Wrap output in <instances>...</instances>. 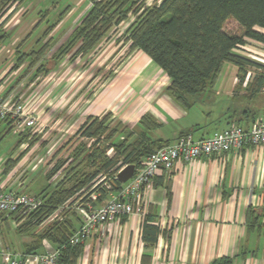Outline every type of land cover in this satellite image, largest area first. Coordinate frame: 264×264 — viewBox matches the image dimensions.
Instances as JSON below:
<instances>
[{
  "label": "crops",
  "instance_id": "0c3cea01",
  "mask_svg": "<svg viewBox=\"0 0 264 264\" xmlns=\"http://www.w3.org/2000/svg\"><path fill=\"white\" fill-rule=\"evenodd\" d=\"M65 60L73 63L77 59L72 61L67 57ZM120 66L118 71L106 75L103 86H94L90 91L84 83H79L80 79L73 84L63 83L52 91L54 94L45 105L36 107V114L51 116L56 122L63 121L60 128L38 124L19 128L14 126L12 118L11 125L0 121L8 126L6 133L16 130L20 135L28 131L41 136L8 173H5L6 162L20 156L28 142L14 149L16 156L0 163V191L16 190L42 196L44 191L54 189L63 179L65 174L59 175L66 173L68 163H64L49 180L47 173L59 159L65 158L62 155L67 149L64 142L75 137L89 116L111 113L109 125L120 124L126 128V132L118 135H140L144 130L141 119L150 115L160 126L148 134L154 140L168 144L181 133L192 132L196 138H201L238 124L235 108L240 107L235 102L236 82L233 80L236 73H222L215 88L204 92L190 108H183L167 93L169 76L143 50L129 51ZM6 79L0 82L3 95L12 85V80ZM32 88L34 85H18L9 94L30 99L35 90ZM257 105L261 106V116H264V99L261 98ZM169 124L172 125L170 129L164 128ZM40 169L48 184L37 193L26 191L27 185L34 180V173ZM160 176L157 181L162 184L155 185L147 194V202L154 206L155 221L171 228V237L169 241L164 236L159 237L151 264H211L225 256L233 257V264H264V145L248 143L238 151L213 153L189 163L179 159L171 176ZM168 181L172 189L170 205L164 185ZM100 196L99 192L96 205L108 200V196L102 199ZM249 208L261 215L258 223L248 221ZM143 219L137 214L128 216L110 236L98 229L85 242L84 253L77 264H141V256L146 251L142 239ZM65 220L63 225L68 233L75 231L81 223L74 210L58 221ZM54 222L44 220L30 232H20L21 222L16 216L8 213L0 216V264H6L9 252L27 253L36 244L37 236ZM57 245L54 240L44 237L41 247L35 250L44 252L46 246L54 248Z\"/></svg>",
  "mask_w": 264,
  "mask_h": 264
},
{
  "label": "trees",
  "instance_id": "16d2710c",
  "mask_svg": "<svg viewBox=\"0 0 264 264\" xmlns=\"http://www.w3.org/2000/svg\"><path fill=\"white\" fill-rule=\"evenodd\" d=\"M26 1L0 0V46L7 43L11 36V32L4 27L5 18ZM87 1L90 3L89 9L67 39L57 47L54 30L62 23L72 6L68 4L52 22L48 20L49 10L39 12L40 19L37 25L23 41L33 36L35 29L43 21L48 22L47 27L28 51L22 49L23 41L16 47L15 61L7 73L8 76L25 63L28 66L12 83L5 96L14 91L30 73L33 74L34 80L41 74H49L53 67L67 56L72 61L79 57H87L103 40L110 37L112 31L117 30L120 24L125 22L130 24L123 37V41L129 44V51L143 50L162 68L170 78L167 93L180 106L190 108L194 105L204 92L217 86L225 66L233 64L238 68L239 77L234 89L237 96L235 102L240 107L235 108V114L238 115L235 122L239 125L245 122L247 124L242 126L249 127L263 114L257 102L261 98L264 99V65L240 55L235 49L238 45L245 44L247 38L264 43V32L258 29L264 30V0H155L152 3L148 0ZM229 19L239 24L236 33L226 31L225 23ZM249 67H256L259 71L248 77ZM110 116L111 113L101 117L89 116L80 126L75 133V144L70 146L68 156L59 159L47 173L49 180L64 163H68L66 173L57 186L50 191H44L42 196L39 195L44 199L42 206L29 216L10 214L21 222L18 226L20 232H30L83 188H89L86 199L92 190L100 192L101 199L105 198L109 191L103 185L94 189L90 185L99 174H107L114 178L119 163L134 164L137 169L145 156L168 144L166 141L154 140L148 134L149 131L160 126V123L150 115L142 117L144 130L140 135L125 134L122 140L116 137L126 132V128L121 127L120 124L110 126ZM2 120L10 125L13 122L9 116L0 119ZM80 135L95 137L97 140L87 146V141L80 140ZM104 135L105 139L101 138ZM40 138V135L36 133L32 135L28 131L20 133L15 149L24 142H28V146L20 156L10 158L6 162L5 173L12 170L24 153ZM111 146L115 150L113 155L107 154ZM159 176L155 177L154 187L162 184V181H157ZM162 176L160 178H163ZM121 185L120 179H113L114 190L119 189ZM164 185L170 205L171 185L169 181ZM3 214L6 213L2 212L0 216ZM260 216L253 208H249L247 213L249 222L258 223ZM127 217V215L123 216L121 222ZM143 218L142 239L146 251L141 256V264H151L153 248L156 247L159 237L164 236L169 241L171 228L163 227L155 221L152 204L149 205ZM65 222L66 220L54 222L51 227L45 229L43 234L37 236L36 244L33 248H29L27 253L38 252L35 249L40 248L43 238L47 237L57 242V246L64 247L58 264H77L84 253L85 243L77 245L68 243L70 233L63 225ZM233 263V257L225 256L214 260L211 264Z\"/></svg>",
  "mask_w": 264,
  "mask_h": 264
},
{
  "label": "built area",
  "instance_id": "2783aa9c",
  "mask_svg": "<svg viewBox=\"0 0 264 264\" xmlns=\"http://www.w3.org/2000/svg\"><path fill=\"white\" fill-rule=\"evenodd\" d=\"M250 76L249 73L248 77ZM8 116L14 121L15 127H34L38 124V118L29 115L25 105L16 101L14 94L3 96L0 92V119ZM80 139L87 140L88 146L97 140L95 137L82 135ZM248 143L264 145V116L257 118L249 127L236 124L206 137L196 138L192 132H186L173 143L159 147L145 156L140 167L135 168L133 175L126 182H122L117 190L113 189V179H119L118 173L128 164L119 163L114 178L99 174L90 185L92 189L103 185L109 191L108 200L102 204L95 203L99 197L98 191L96 193L92 190L86 199L89 188H83L67 199L45 221L61 220L74 210L80 216L81 223L68 236V243L72 245L85 243L98 229L110 236L121 224L123 216L146 215L149 207L147 194L154 189L155 177L162 174L171 176L179 159L189 163L213 153L238 151ZM113 149L112 146L109 147L107 153L111 154ZM43 203L44 199L39 195L16 190L0 191V213L29 216ZM63 248L46 246L44 252H9L6 264H58Z\"/></svg>",
  "mask_w": 264,
  "mask_h": 264
},
{
  "label": "rangeland",
  "instance_id": "374dc122",
  "mask_svg": "<svg viewBox=\"0 0 264 264\" xmlns=\"http://www.w3.org/2000/svg\"><path fill=\"white\" fill-rule=\"evenodd\" d=\"M148 1L149 3H152L155 0ZM68 4L72 6L70 12L65 16L62 23L56 27L53 33L55 39L57 40V47L67 39L69 34L89 9L90 3L87 0H27L24 5L5 18L4 27L6 30L11 32V36L6 44H2L0 46V82L4 81L5 76L7 75L6 80L8 81H11L15 76L14 80H12V83H14L26 70V67L28 66L27 63H25L19 71L17 70L14 74H11L10 76L7 74L12 64H14L16 47L20 42L27 38L28 33L32 31L35 25H37L40 19L39 12L42 10H49L48 20L52 22ZM47 23V21H43L42 24L35 29L33 36L31 35V37L25 42L23 41V50L28 51L33 47L38 36L46 29ZM128 26H130L129 23L122 22L117 30L112 31L110 37L107 40H103L97 47L96 51L87 57H79L73 63L66 61L65 58V62L62 60L57 66H54L49 75L41 74L34 80L32 79L33 74H28L19 86H23L24 84L26 87H33L34 85L32 90H34L37 85H39V87L34 90L30 99L24 100L23 98H19L17 100L16 98V101L25 105L26 112L29 115L38 118V126H55V128H60L63 121L56 122V119H53L51 116H46L45 114L44 116H40L36 114V112H34L36 107L41 106V104L45 105V102L51 99L53 93L52 91L61 86L63 83L69 82L73 84L77 83L78 79H80L79 83H84L87 87L86 90L90 91L94 86H103L106 75L110 72L112 73L118 71L121 68L120 64L129 53V44L123 41L124 33H126ZM225 29L228 32L236 33L239 30V24L235 20L229 19L225 23ZM258 29L264 32L263 29ZM235 52L264 65V43L261 41L247 38L246 43L238 45ZM257 71L259 70L256 67H249L248 74L250 73L252 75ZM224 72L225 75H227V73L238 74V68L233 64H227L223 70V73ZM234 79L237 83L239 77L237 76L236 78H233V80ZM98 87L96 89H98ZM36 92H39V94H36ZM92 94L93 93H90V95ZM3 96H5V94ZM60 97L61 93L58 95L59 99ZM171 127V124L164 125V128L166 129H170ZM7 128L8 126L5 122L0 124V163H4L10 157L17 155V152H14V149L19 139V133H17L16 130H11L6 133ZM104 137L105 135L101 138L105 139ZM124 137L125 135H117L116 139L122 140ZM75 140L76 138L70 137L68 141L64 142L65 149H67L62 155H65V157L67 156L68 148L73 145V143L75 144ZM114 153L115 150L113 149L111 154L113 155ZM64 174L65 173H60L59 176H63ZM32 179L34 180H31L29 185H27L29 187L26 191L37 193L48 184L44 171H41V169L34 173ZM56 221L58 220H55V222ZM96 254L99 256L100 250H98Z\"/></svg>",
  "mask_w": 264,
  "mask_h": 264
},
{
  "label": "water",
  "instance_id": "95a60500",
  "mask_svg": "<svg viewBox=\"0 0 264 264\" xmlns=\"http://www.w3.org/2000/svg\"><path fill=\"white\" fill-rule=\"evenodd\" d=\"M134 171H135V165L134 164H128L125 168H123L118 173V178L122 182H126L133 175Z\"/></svg>",
  "mask_w": 264,
  "mask_h": 264
}]
</instances>
